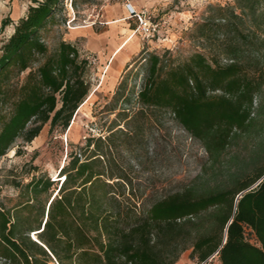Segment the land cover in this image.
Returning <instances> with one entry per match:
<instances>
[{
  "label": "trees",
  "instance_id": "16d2710c",
  "mask_svg": "<svg viewBox=\"0 0 264 264\" xmlns=\"http://www.w3.org/2000/svg\"><path fill=\"white\" fill-rule=\"evenodd\" d=\"M235 3L210 8L197 26L207 53L171 66L158 54L144 59L139 104L170 112L203 143L202 176L145 210L131 202L115 157L104 156L123 130L111 131V143L89 138L85 159L73 152L58 182L34 178L23 204L0 207L2 264H177L189 250L200 261L220 250V264H264V0ZM64 6L34 2L0 49V160L47 124L66 133L88 98L90 60L72 43L51 52L44 42ZM239 140L251 149L228 157Z\"/></svg>",
  "mask_w": 264,
  "mask_h": 264
},
{
  "label": "rangeland",
  "instance_id": "374dc122",
  "mask_svg": "<svg viewBox=\"0 0 264 264\" xmlns=\"http://www.w3.org/2000/svg\"><path fill=\"white\" fill-rule=\"evenodd\" d=\"M0 1L4 4L0 8L1 49L15 26L12 23L2 30L3 22H13L19 4L21 13L28 11L37 0ZM15 1L19 2L16 6ZM64 1L62 11L43 32L44 42L51 52H55L61 42L72 43L82 58L90 60L87 81L91 83L89 93L94 92V98L82 111L73 135L68 137V131L64 133L60 129L52 132L50 124H47L32 143L19 140L0 160V207L10 210L23 204L27 197L26 186L34 178L44 177L58 182L60 171L69 164V156L73 152L85 159L86 153L83 154L82 150L87 140L102 138L104 142L111 143L109 135L118 126L123 132L121 137L113 140L115 148L110 150V145L105 143L103 152L104 156L115 157L120 175L127 177L122 185L126 192L134 194L131 202L147 210L158 200L184 192L202 176L209 163L208 153L203 143L192 138L170 112L143 110L138 93L150 68V63L144 59L158 54L171 66L183 64L196 53H207L197 26L210 16V8L235 6V0H77L76 4L74 0ZM128 7L137 12H147L157 31L154 38L150 40L143 35L138 18L128 14ZM118 10H122L125 16L111 14ZM118 19H124L128 29L137 31L136 47L126 50L123 56L109 63V53H98L88 47L91 38L88 33L100 35L109 27V21ZM76 28H81L77 32L80 36L71 40L69 36L74 34L71 31ZM124 58L128 60L127 65ZM109 64L111 68L107 71ZM120 73L118 85L115 87L114 82L112 86L113 78ZM104 76L106 82L101 87ZM247 148L251 149V145L239 140L228 152V157L236 153L244 156ZM58 186H54L47 195H55ZM47 195L43 194V199ZM248 238L255 241L251 234ZM191 251L182 255L181 264H192L197 260L190 258Z\"/></svg>",
  "mask_w": 264,
  "mask_h": 264
},
{
  "label": "crops",
  "instance_id": "0c3cea01",
  "mask_svg": "<svg viewBox=\"0 0 264 264\" xmlns=\"http://www.w3.org/2000/svg\"><path fill=\"white\" fill-rule=\"evenodd\" d=\"M16 3L19 4V2L15 1L14 5L16 6ZM20 5V4H19ZM18 5V14L16 16L15 19H13V24H18V22L21 20L22 17H24L26 15V10L22 11L20 13V6ZM126 10V9H125ZM111 14H115L116 16H125V13L122 11V10H118V11H114L113 13ZM129 14V13H128ZM114 15V16H115ZM118 16V17H119ZM124 20V19H123ZM113 21H118V20H113ZM125 21V20H124ZM107 25L109 26L107 28V30L103 31L100 35H96L94 36L93 34H95L94 32H89L88 34L91 36V38L89 39V42H88V47L91 48V51H95V52H107L109 53L110 56L113 55L114 51L119 47V44L121 42V40L123 38H125L128 33L127 32H123L122 31V28L124 29V31H130V32H134L130 29H128L127 27L129 26L128 24H121L123 26H118L114 29H112L109 25V23H107ZM15 29V26H13V30ZM14 32V31H13ZM134 33H137V31H135ZM79 33L77 34H70V38L71 40H74V39H77L79 38ZM136 44V43H135ZM133 47H136V45H134ZM124 64L127 65L128 63V60L124 58ZM110 63V62H109ZM120 75L121 73L117 76V77H114L113 80H115V87L118 85L119 83V80L120 79ZM183 262V260H180V262H178L177 264H181Z\"/></svg>",
  "mask_w": 264,
  "mask_h": 264
},
{
  "label": "bare ground",
  "instance_id": "6f19581e",
  "mask_svg": "<svg viewBox=\"0 0 264 264\" xmlns=\"http://www.w3.org/2000/svg\"><path fill=\"white\" fill-rule=\"evenodd\" d=\"M3 2H1L0 1V8H2L3 7ZM125 21L124 20H122V19H118V21H109L108 23H109V25H110V27L112 28V29H114V28H116V27H118V26H120L121 24H128V23H124ZM120 24V25H119ZM121 26H123V25H121ZM91 26H87L86 28H90ZM81 28H76V29H73V31H71L72 33H77L79 30H80ZM122 31L123 32H127L128 33V35L125 37V38H123L122 40H121V42H120V44H119V47L114 51V53H113V55L112 56H110V59H109V61H110V63L111 62H114L116 59H118L120 56H123L124 55V53H125V51L126 50H128V49H130V48H132L134 45H135V43L137 42V36H136V33H134V32H130V31H124V29L122 28ZM110 68H111V66H110V64L107 66V71L108 70H110ZM106 76H104L103 77V82H102V85H101V87H103L104 86V84H105V82H106ZM114 82L115 81H113L112 83H111V85L113 86L114 85ZM93 98H94V92H91V93H89L88 94V98L86 99V101L80 106V108L78 109V111L76 112L77 114H76V116L74 117V119H73V122L71 123V126L69 127V129H68V137H69V135H73V133L75 132V130L78 128V126H79V123H80V117H81V114L83 115V113H82V111L86 108V106L88 105V103L90 102V101H92L93 100ZM12 154H15V151H12ZM63 167H65V165L63 166ZM34 238H36V235H34Z\"/></svg>",
  "mask_w": 264,
  "mask_h": 264
},
{
  "label": "built area",
  "instance_id": "2783aa9c",
  "mask_svg": "<svg viewBox=\"0 0 264 264\" xmlns=\"http://www.w3.org/2000/svg\"><path fill=\"white\" fill-rule=\"evenodd\" d=\"M42 1V0H37ZM35 1V2H37ZM34 4V3H32ZM128 13L131 17H137L139 21V29L143 33V35L150 39L154 38L156 35V28L153 25L152 19L145 11L137 12L135 9L133 10L132 7H128ZM220 250L212 254V256L205 259V261L196 260L192 264H220Z\"/></svg>",
  "mask_w": 264,
  "mask_h": 264
},
{
  "label": "water",
  "instance_id": "95a60500",
  "mask_svg": "<svg viewBox=\"0 0 264 264\" xmlns=\"http://www.w3.org/2000/svg\"><path fill=\"white\" fill-rule=\"evenodd\" d=\"M225 239H226V237H225ZM226 241H227V239L225 240V243H226Z\"/></svg>",
  "mask_w": 264,
  "mask_h": 264
}]
</instances>
